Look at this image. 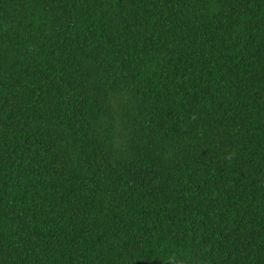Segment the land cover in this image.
<instances>
[{
	"label": "trees",
	"instance_id": "16d2710c",
	"mask_svg": "<svg viewBox=\"0 0 264 264\" xmlns=\"http://www.w3.org/2000/svg\"><path fill=\"white\" fill-rule=\"evenodd\" d=\"M0 264H264V0H0Z\"/></svg>",
	"mask_w": 264,
	"mask_h": 264
}]
</instances>
